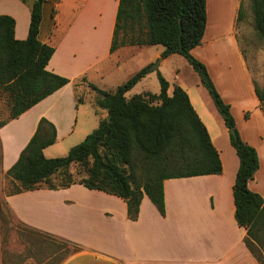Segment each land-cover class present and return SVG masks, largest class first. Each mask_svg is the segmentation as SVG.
I'll use <instances>...</instances> for the list:
<instances>
[{
    "label": "crops",
    "instance_id": "obj_1",
    "mask_svg": "<svg viewBox=\"0 0 264 264\" xmlns=\"http://www.w3.org/2000/svg\"><path fill=\"white\" fill-rule=\"evenodd\" d=\"M205 1L203 37L190 52L204 63L231 111H239L237 115L246 120L256 118L255 134L241 129L239 133L256 149L259 158V168L248 187L264 198V111L255 92L256 73L251 72V65L257 70L258 54L262 52L264 56V40L254 44L246 40V26L253 21L249 0ZM118 2L43 1L38 39L54 47L46 69L69 82L0 126V199L21 225L66 244L65 255L55 264H260L245 243V228L234 217L232 186L239 159L228 130L203 96L197 100L209 127L192 99L197 98L198 90L183 83L179 86L188 94L219 153L222 172L164 179V215L143 195L138 217L132 220L123 199L79 183L5 194L9 181L6 172L34 134L40 118H46L56 130V140L43 149L44 155L64 154L107 117L105 109L94 105V98L87 104L88 83L109 90L105 79L114 76L122 60L136 58H141L136 71L158 60L157 67L150 70L164 74L162 67L167 57H161L162 45H124L110 52ZM1 14L14 19L15 38L25 39L30 1L0 0ZM150 46L156 47L154 53L147 50ZM173 79L180 80L177 75ZM173 87L168 86L169 95ZM147 91L150 90L140 93ZM127 93L126 97L139 94ZM60 140L64 142L58 144ZM57 147L61 153H56ZM72 243L77 244V251L69 250ZM3 258L1 253L0 264Z\"/></svg>",
    "mask_w": 264,
    "mask_h": 264
},
{
    "label": "trees",
    "instance_id": "obj_2",
    "mask_svg": "<svg viewBox=\"0 0 264 264\" xmlns=\"http://www.w3.org/2000/svg\"><path fill=\"white\" fill-rule=\"evenodd\" d=\"M23 1H30L25 39L15 38L11 16L0 15V90L10 104V115L0 119V126L69 82L46 69L54 47L38 39L44 0ZM250 1L254 29L264 40V0ZM206 19L205 0H119L110 52L124 45H162V58L180 54L200 74L239 159L232 186L235 220L246 230L249 251L264 264V198L248 187L259 168L257 151L240 137L230 105L222 99L206 66L190 52L201 42ZM149 71L150 65L140 68L114 90L88 83L95 92L94 105L105 109L110 119H101L66 155H44L43 149L56 140V130L50 121L40 118L34 134L6 172L7 185L11 186L6 185L5 194L79 183L120 197L126 203L128 218L135 220L143 195L164 215V179L220 174L219 153L181 86L174 85L169 95V84L157 70L158 93L125 96ZM255 92L262 107L264 89L255 85ZM72 166L77 167L75 172L70 170ZM69 250L77 251V244L72 243Z\"/></svg>",
    "mask_w": 264,
    "mask_h": 264
},
{
    "label": "rangeland",
    "instance_id": "obj_3",
    "mask_svg": "<svg viewBox=\"0 0 264 264\" xmlns=\"http://www.w3.org/2000/svg\"><path fill=\"white\" fill-rule=\"evenodd\" d=\"M246 28L248 30L247 31L248 35L246 37V40L250 44L260 42L261 39L258 37L254 29L253 21L248 22ZM148 48L149 49L147 50H150L151 53H154L156 47L150 46ZM157 48H162V46L157 45ZM140 59L141 58H136V59H132L131 61L122 60L118 69L115 70L116 73L114 74V76L105 79L106 82L105 87L109 88V90H113L118 85L124 83L135 72L130 76L128 75L139 68L138 63ZM157 62L158 60H155L153 64L150 65V67L155 65ZM248 65H251V62L249 60H248ZM256 65H257V70H253L251 65V72L253 73V75L256 73V78L258 82L257 86L258 88L263 90L264 89V56L262 52L259 53L256 58ZM162 70L164 73L163 77L168 82L169 88H172L174 85H179L180 83H183V85H185L186 87L189 86L194 87V89L200 91V93L197 91L198 93L197 98L192 96V99L196 106V109L201 114L202 118L204 119V121H206L207 124L208 122L205 116L202 114V110L199 107V101L197 100L200 97H202V99L206 97V99L210 102V108H211L210 110L214 112V116L220 122L223 121L217 109L215 108V105L212 99L210 98L206 87L201 81L200 74L186 61V59L182 55L180 54L168 55L166 61L163 64ZM173 75H177L180 78V80L174 81ZM81 83H79V85H81ZM143 90H150L153 92H158L160 90V84L157 78V70L156 72L150 70L144 76V79H142V81L140 79L128 91L127 96L133 93H140ZM94 94L95 92L90 87H87V92L85 94V98L87 99V104H89V100L95 98ZM87 106H89L88 109L91 110L92 107L90 108V105ZM261 109L264 111V103ZM231 113L232 115L233 113H235L233 117L238 132H240L239 129H241L242 132L245 131L243 133H247L250 131L253 134H255L257 132V120L254 116L249 118V120H246L242 118V116L237 115L239 111L234 110V112L231 111ZM9 115H10L9 100L6 94L0 90V119H6ZM208 125L211 128L210 124ZM62 142L64 141L60 140L58 144H61ZM56 150H57L56 153H61L60 147H57ZM68 151L63 152L64 154H57L53 157L66 155ZM76 169L77 167L74 166L70 168L72 172H75ZM7 186L10 187L11 184ZM66 248L67 246L65 243H62L59 240H52L51 238L46 237L43 234H40L36 231H33L21 225L17 221V219L13 216V214L9 212V210L6 208L3 200L0 199V254L1 253L4 254L3 264H55L65 255Z\"/></svg>",
    "mask_w": 264,
    "mask_h": 264
},
{
    "label": "water",
    "instance_id": "obj_4",
    "mask_svg": "<svg viewBox=\"0 0 264 264\" xmlns=\"http://www.w3.org/2000/svg\"><path fill=\"white\" fill-rule=\"evenodd\" d=\"M155 67H157V63L155 65H153L151 68H155ZM106 119H107V121H109V119H110V115L109 114H107ZM231 132L234 133V130H231Z\"/></svg>",
    "mask_w": 264,
    "mask_h": 264
}]
</instances>
